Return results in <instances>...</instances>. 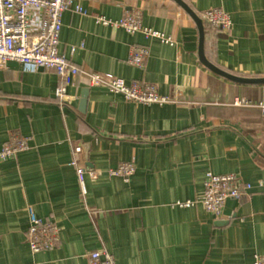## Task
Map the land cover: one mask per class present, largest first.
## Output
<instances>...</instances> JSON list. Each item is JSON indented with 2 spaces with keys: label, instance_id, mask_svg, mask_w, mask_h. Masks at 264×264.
I'll return each mask as SVG.
<instances>
[{
  "label": "crops",
  "instance_id": "obj_1",
  "mask_svg": "<svg viewBox=\"0 0 264 264\" xmlns=\"http://www.w3.org/2000/svg\"><path fill=\"white\" fill-rule=\"evenodd\" d=\"M72 1L59 51L82 74L63 103L56 90L65 84L55 73L17 62L0 67V150L14 137L29 146L0 162V264H88L94 251L117 264H253L264 256V117L233 101L257 104L264 86L238 85L204 67L198 27L174 0ZM183 1L200 18L215 9L231 18L228 33L203 21L213 65L264 78V0ZM127 12L140 13L144 30L171 43L116 27ZM134 48L148 50L142 68L128 64ZM84 73L153 84L172 102L136 106L89 87ZM76 148L82 152L74 165ZM130 163L129 179L111 176ZM82 167L99 174L96 181L86 176L85 192L77 179ZM208 173L251 185L220 218L200 204L178 206L202 193ZM30 210L60 228L55 249L31 251Z\"/></svg>",
  "mask_w": 264,
  "mask_h": 264
},
{
  "label": "built area",
  "instance_id": "obj_2",
  "mask_svg": "<svg viewBox=\"0 0 264 264\" xmlns=\"http://www.w3.org/2000/svg\"><path fill=\"white\" fill-rule=\"evenodd\" d=\"M72 0H0V67L6 68L10 62H17L32 70H46L55 73L65 84L56 90V98L62 103L67 99L66 87L80 74L81 69L71 59L59 51L60 36L63 27V16L72 9ZM77 12H81L76 7ZM202 21L214 31L228 33L231 29V18L222 10H209L201 15ZM107 25L104 19H100ZM116 27L125 29L130 34L143 32L148 38H156L165 44L171 39L159 32L144 30L142 18L138 12H127L123 19L115 23ZM75 51L71 49V53ZM148 50L134 48L128 60L130 66L142 68L148 58ZM85 74V73H84ZM89 87H105L115 94L124 96L127 102L140 105H165L172 102L168 97L159 94L156 85L140 81L128 84L124 79L99 73L85 74ZM236 107H255L264 117V100L253 104L246 99L236 98ZM28 141L24 138H12L0 150V162L17 157L28 149ZM82 149L76 148L73 164H78V156ZM135 172V166L120 165L110 172L111 176L129 179ZM86 176L91 180L99 179V174L91 169L78 168L77 179L85 192ZM202 193L194 200L179 203L181 208L200 204L211 215L220 218L226 203L230 200H241L251 185L245 183L234 174L216 175L208 173L203 184ZM27 242L33 253L55 249L60 243V228L56 223L38 218L30 210V226L27 232ZM88 264H117L106 251H94L87 255ZM253 264H264V256H256Z\"/></svg>",
  "mask_w": 264,
  "mask_h": 264
},
{
  "label": "water",
  "instance_id": "obj_3",
  "mask_svg": "<svg viewBox=\"0 0 264 264\" xmlns=\"http://www.w3.org/2000/svg\"><path fill=\"white\" fill-rule=\"evenodd\" d=\"M179 6H181L194 20L196 23L199 33H200V48H199V58L201 63L209 71H211L216 76L223 78L229 82L245 85V86H264V78H245L239 77L230 73H227L215 65H213L206 57L204 51V41H205V28L202 19L183 1V0H174ZM87 98H84L82 104L86 106Z\"/></svg>",
  "mask_w": 264,
  "mask_h": 264
}]
</instances>
